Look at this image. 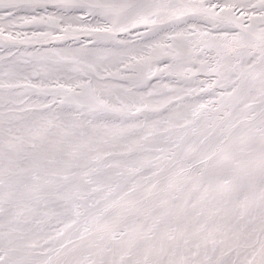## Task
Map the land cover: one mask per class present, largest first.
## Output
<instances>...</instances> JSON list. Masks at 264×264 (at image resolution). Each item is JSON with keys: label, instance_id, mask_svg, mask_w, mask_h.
<instances>
[{"label": "snow or ice", "instance_id": "6c2138e0", "mask_svg": "<svg viewBox=\"0 0 264 264\" xmlns=\"http://www.w3.org/2000/svg\"><path fill=\"white\" fill-rule=\"evenodd\" d=\"M42 6L0 0V43L94 39L3 58L0 264H264V0L17 16ZM139 27L141 43L116 39Z\"/></svg>", "mask_w": 264, "mask_h": 264}, {"label": "bare ground", "instance_id": "6f19581e", "mask_svg": "<svg viewBox=\"0 0 264 264\" xmlns=\"http://www.w3.org/2000/svg\"><path fill=\"white\" fill-rule=\"evenodd\" d=\"M221 3L223 2V0H219ZM41 5H46V6H42V7H37L36 9H23L20 10L17 13L18 17H32V16H36L37 18L40 17H47L50 15H54L55 17L59 18L64 16V14H62V12L59 13H54L53 12V8H57L58 11L59 10H64L63 12L65 13V16H75L78 15L79 13H82L78 10H72V9H64L61 7H57V5H61L65 2H69V0H39ZM229 2H235V3H256L258 4L259 0H229ZM26 13V14H25ZM0 14H2V12H0ZM237 15H239V13L237 12ZM254 15L258 16V13H254ZM92 17V16H91ZM246 23H251V21H248L247 19H245ZM147 29H145L144 27H139L133 30H130L128 33H120L117 35L116 39L117 40H124L126 38H130L129 36H133V35H138V33H144L146 32ZM53 35H62V33H53ZM31 37V36H28ZM22 39V37H21ZM94 39L93 36H90L87 33H78L76 34L75 38L73 39V37L71 35H69L68 37H65L63 40V42H57L54 41V43H56V45L51 44H40L37 42H32V43H25V42H20V43H16V44H3L0 43V45L2 46V49L0 50V69L3 68L4 66V59L8 56H3V55H10L15 53V56L13 57L14 59H18V54L21 50H29V51H33L35 52L36 50H43L46 47H57V48H64V47H72V48H79L81 46V44H85L88 46H91V41ZM141 42H142V37L140 38ZM111 45L109 44V47ZM14 50V51H12ZM2 57V58H1ZM162 67V65H161ZM167 77H165L164 79H166ZM0 79H2V75H0ZM111 79V78H109ZM113 83H123L122 81H119L118 79H114ZM156 80L152 83L155 84ZM174 86V85H173ZM192 87H196L195 83L191 84ZM141 92H145L147 91V89H145L144 87L140 88ZM30 95V100L31 101H35V102H50L52 100V96L51 95H43V94H29ZM204 99L207 100L209 99L208 96H204Z\"/></svg>", "mask_w": 264, "mask_h": 264}, {"label": "rangeland", "instance_id": "374dc122", "mask_svg": "<svg viewBox=\"0 0 264 264\" xmlns=\"http://www.w3.org/2000/svg\"><path fill=\"white\" fill-rule=\"evenodd\" d=\"M212 2L213 3H215V2H217V0H212ZM220 2V1H219ZM64 11V10H63ZM62 10H59L58 11V9L57 8H53V12L54 13H59V12H62V14H64V16H62V17H59V18H65V19H67V18H71V17H77V16H83L84 17V20H85V25H88V24H95L96 23V20H95V18H93V17H91V16H88L87 14H85V13H79L78 15H75V16H65V13L63 12ZM26 14V13H25ZM85 25H79V24H73L72 26H73V28H77V27H83V26H85ZM64 25H62V27H63ZM49 29H48V27H47V25L46 24H44V23H38V24H24L23 22H20V21H18L17 22V27H16V29L14 30V31H16V32H20L21 34H22V36H23V34H27V36H32V34H33V32H37V33H40V32H45V31H48ZM133 30V29H132ZM54 33H61V32H59V31H56V32H54ZM130 38H126V39H124V41H127V42H136V43H141V37H139L138 35H133V36H129ZM57 42H63V40H59V41H57ZM56 42V43H57ZM56 43H52L53 45H56ZM52 47H54V46H52ZM2 49V46L0 45V50ZM12 51H14V50H12ZM31 52H33V51H29V50H26V49H24V50H21L20 52H19V54H18V59L19 60H23V59H26V58H28L27 57V53H31ZM16 53V52H15ZM14 53V54H15ZM3 56H10V55H3ZM2 58V57H1ZM172 78H170V77H167L166 79H164L163 80V83H169L170 82V80H171ZM199 79H201V80H203L204 79V77L203 76H201V77H199ZM156 80V78L155 77H153L152 79H151V83H153L154 81ZM195 86H196V84H195Z\"/></svg>", "mask_w": 264, "mask_h": 264}]
</instances>
